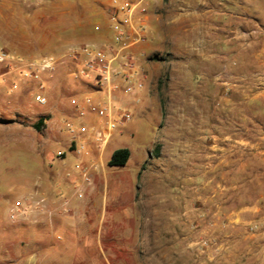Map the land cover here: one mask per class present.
Returning <instances> with one entry per match:
<instances>
[{"label": "rangeland", "instance_id": "rangeland-1", "mask_svg": "<svg viewBox=\"0 0 264 264\" xmlns=\"http://www.w3.org/2000/svg\"><path fill=\"white\" fill-rule=\"evenodd\" d=\"M111 1L0 0V264H95L52 247L62 239L55 222L45 235L27 220H9L10 206L44 182L60 203L67 201L69 216L84 213L87 238L101 243L98 264L264 257V0H256L259 7L232 0L228 20L220 17L221 0H212V7L206 0H171L163 13L166 36H157L153 25L152 34L134 45L144 47L131 60L146 79L121 94L139 110L123 107L131 120L106 142L95 123L102 136L95 138L97 168L122 180L121 200L104 198L85 158L62 148V161L51 155L56 147L42 150L46 125L35 124L50 107L34 100L36 94L48 97L39 84L56 66L80 67L85 57L72 51L113 43ZM151 3L143 12L156 16ZM47 64L39 81L28 77V65ZM123 146L132 152L127 164L109 167L111 152ZM81 206L86 210H73ZM129 208L134 211L121 215ZM44 236L49 245L35 248Z\"/></svg>", "mask_w": 264, "mask_h": 264}, {"label": "crops", "instance_id": "crops-1", "mask_svg": "<svg viewBox=\"0 0 264 264\" xmlns=\"http://www.w3.org/2000/svg\"><path fill=\"white\" fill-rule=\"evenodd\" d=\"M137 1L138 0H132L131 2L136 3ZM170 1L171 0H155L158 14L153 16L148 15L145 11L143 12L142 9L146 2H148V4H152V0H142L140 4L137 5L129 23L125 24L126 27L123 28L131 36L134 35V32L136 31L135 29L138 28H140L143 33L147 35L148 31L152 34V28L154 25L157 36H166L163 13H165ZM212 2V0H206V5L212 7ZM245 2V4H249L251 7H259V3H257L256 0H245ZM230 3H232V0H221L220 5L223 7V10L220 12L221 19H229L230 14L228 7ZM74 4L78 6L77 2L73 3V7ZM67 6L69 5L67 4ZM258 15H260V12ZM211 17L212 14L208 15L210 20ZM112 21L113 22L109 21L108 24H110L111 28L114 29L115 33V29L119 26V24L114 19H112ZM79 26H82V24H79L78 22L77 27ZM143 48L144 47L132 46L127 50L126 53L134 57L138 54V52H140V50H143ZM81 66L79 67L75 65L73 70L56 66L54 69L47 71L46 76L44 77L45 84L41 87V89L48 95V97L45 96V98L46 103H49L50 108L46 113L47 119L44 121L48 136L47 140L41 144V147L43 151H47V149L51 147H56V151L52 152L51 155H56L58 158L62 159V161H64L66 158L65 152L62 148L72 151L73 153L77 154L79 158H85L86 163H90L89 166L91 165L95 167L94 169L90 170V177L93 179L94 186L96 180H99L100 185L102 184L103 186L104 198H110L111 201H119L121 200L124 192V184L121 179H108L104 174L101 175V173H99V169L97 167L99 165L101 168V162L98 158L99 146L95 143V141H97L95 138L96 134H98L100 131H103L102 133L106 132V128L104 129L103 126H105L106 122L109 120V115L105 110L108 109L110 111H114L115 109H123V107L130 105L129 108L133 110V112H136L139 110V108L136 107V105H133L132 99L125 98L123 97V94H121L122 87L128 84L123 78L115 77L113 82L117 85V88L107 91L105 88L99 86L98 79L94 73H90L87 76H80L78 71ZM140 71L141 70L138 69L131 78V84L133 85L134 89H136V85L140 82V80L143 78L146 79V77L140 74ZM79 94H81L80 97L77 96ZM91 107H95L103 111L102 114L91 111ZM66 122H70L72 127L73 133L71 137H67L65 134V127H62L61 125V123ZM97 122L101 124L100 131H95V123ZM126 126L127 125H125L123 128ZM127 131H129V129ZM129 132L134 131L131 130ZM121 133L122 131L119 132V135ZM111 135L112 133L110 136ZM176 144L178 147L181 146V141L177 140ZM123 148L127 147L123 146ZM117 149L120 148L113 149L111 154ZM127 149L130 151L131 156V150L129 148ZM193 149H196V141L193 142ZM82 165L83 164L80 163V166ZM90 186H92V184H90ZM50 187L51 186L49 182H44L41 185L40 190L35 189L29 195L25 196L32 197L34 200H44V203L36 207L28 216L27 222L30 228L39 229L46 235L47 232L53 230L52 223L55 222L57 227L56 229L58 231L57 234L61 233L62 235H57V239L60 237L62 239H59L61 244H52L53 248L63 249L65 253L63 251L62 252L64 254L69 257L76 258V260H79L80 262H83L85 258H88L90 259L88 261L91 263H101V254H103L101 243L98 240L90 239L89 237L87 238L83 220L84 213H81L80 217L78 215L79 212H75L74 216H69V212L72 210V208H68L66 206L67 201L60 203L58 199L55 198V195L50 192ZM92 188L93 190L95 189L94 187ZM81 207L73 210H86L85 207ZM251 210L258 211V209L255 208ZM121 211V215L127 217V211L134 210L133 208H129V210ZM130 215H133V213L130 212ZM44 237V240H35L33 246H35V248L48 246L49 244L46 240V236ZM173 243L174 244H172V246L175 247V242ZM176 247L181 248V241L179 239H177ZM258 252L259 251L256 253ZM213 258L214 257H211V259ZM223 258L224 259L221 263V261H219V257H215L214 264H264V257L254 256L253 254L251 256L243 255L242 257L235 256ZM190 260L191 261L189 264H207L206 261L201 262L196 258Z\"/></svg>", "mask_w": 264, "mask_h": 264}, {"label": "built area", "instance_id": "built-area-1", "mask_svg": "<svg viewBox=\"0 0 264 264\" xmlns=\"http://www.w3.org/2000/svg\"><path fill=\"white\" fill-rule=\"evenodd\" d=\"M142 0H138L136 3L124 1V0H112L111 7L113 12V19L119 24L115 29L113 43L105 48L97 46L86 45L80 47L72 53L74 55H83L85 61L78 71L80 76H87L90 73H94L98 79L100 87L105 88L107 91L114 90L117 85L113 82L115 77L123 78L128 84L122 87L124 94H130L133 91V85L131 84V78L136 73L135 65L131 60V56L127 55V50L135 44L145 40V34L138 28L135 29L134 35H129L123 28V24H128L137 5ZM123 15L124 19L120 20L118 17ZM117 19V20H116ZM3 61V55H0V62ZM50 68V65H43L35 67L34 65H28L29 71L28 77L39 81V73L45 69ZM41 84L39 88L41 89ZM140 88V83L136 85ZM34 100L38 104H45L46 98L43 95L37 94ZM91 111L102 114L103 111L91 107ZM109 115V120L106 122V132L103 133L104 141L106 142L110 134L120 127H123L131 120V114L122 109H115L114 111L105 110ZM65 129L69 133H73L70 122L65 123ZM98 138H101V134H97ZM83 181L89 183L90 178L83 174ZM81 195L78 194V197ZM44 203L43 199L34 200L32 197H25L23 200H16L8 209L9 220L12 222L27 220L30 213L38 206Z\"/></svg>", "mask_w": 264, "mask_h": 264}, {"label": "trees", "instance_id": "trees-1", "mask_svg": "<svg viewBox=\"0 0 264 264\" xmlns=\"http://www.w3.org/2000/svg\"><path fill=\"white\" fill-rule=\"evenodd\" d=\"M46 119H47L46 117H41L38 120V122L35 124V127L39 128L40 125H42ZM129 156H130V151L127 148L117 149L111 154L107 164L109 167L124 166L127 163Z\"/></svg>", "mask_w": 264, "mask_h": 264}]
</instances>
